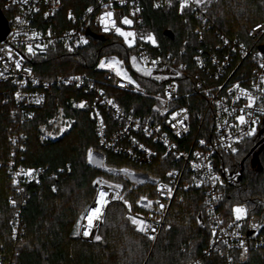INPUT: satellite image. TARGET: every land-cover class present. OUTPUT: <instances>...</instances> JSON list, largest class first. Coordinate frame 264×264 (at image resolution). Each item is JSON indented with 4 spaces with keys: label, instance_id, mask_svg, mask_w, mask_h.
<instances>
[{
    "label": "built area",
    "instance_id": "1",
    "mask_svg": "<svg viewBox=\"0 0 264 264\" xmlns=\"http://www.w3.org/2000/svg\"><path fill=\"white\" fill-rule=\"evenodd\" d=\"M63 1L2 0L0 8L8 23V32L4 39H0V83H8L12 89V105L9 109L13 127L9 135L11 155L5 162L12 188L7 200L12 208L11 238L18 240L24 234L22 209L27 196L26 185L39 184L43 176L54 175L46 167L23 164L25 135L20 126L31 121L36 111L44 107L52 88L72 87L82 94L79 97L70 95L62 101L55 97L53 112L35 127L39 142L55 141L67 134L76 122L68 110L81 109L89 97L88 108L99 145V149L90 150L96 151V159L103 165L100 169L117 174L129 183L126 191H121L107 180H100L96 184L94 194L78 221L77 238L93 240L103 223L107 206L118 202L127 217L143 220L155 229L154 232L152 229L139 231L149 241L151 250L165 225L175 192L178 189L195 188L202 191L204 215L210 230L209 242L202 253L209 255L224 250L226 264H244L250 246L264 249V235L261 233L264 228V209L249 215L246 205L241 203L246 209L244 217L240 220L233 216L228 220L224 217L220 211L223 192L219 155L232 153V149H237L243 139L253 135L247 134L250 129L264 120V52L260 50V46H264V21L248 25L245 28V40L222 33H215L209 40L205 31L212 24L205 14L197 10L194 0H184L183 7H191L202 21L194 30L197 41L202 45L193 54L194 70L189 71L187 63L173 54L163 55L155 50L153 38L148 39L151 35L143 31L139 0H95L78 16L68 11L65 20H69L70 24L67 26L58 18ZM173 1L181 7V0H153V5L160 6ZM108 12L112 13L111 17L105 16ZM124 18L131 23L125 24ZM117 28L133 34L129 38L133 40L135 55L151 73L141 74L151 80L163 81L161 87L150 94L154 105L149 114L137 113L133 106H122L85 74L42 78L34 74L27 64L29 54L43 53L57 46L77 49L86 44L91 35H113L117 33ZM29 45L33 49L31 53L28 51ZM18 61L19 68L16 66ZM97 69L102 70L103 80L114 87L135 94H147L146 87L135 79H131L135 82L132 83L112 69L99 65ZM185 74L192 80L193 91L182 93L179 79ZM193 92L204 103L203 108L195 113L193 109L198 99L193 97ZM249 97L252 98L251 104ZM173 113L177 115L173 116ZM240 115L245 117L243 124L237 119ZM258 129L256 127V132ZM105 151L137 164L152 163L160 152L163 158L171 161V166L163 176H154L130 167L107 166ZM144 183L153 185L152 194H141L131 203L126 192ZM49 187L52 190L55 185L51 183ZM101 190L108 193L106 199L109 203L103 206L101 218L94 220L89 227L87 217L96 206ZM125 200L128 204L124 203ZM253 224L257 227L253 228ZM85 230L89 231V236H84ZM150 236L155 238L150 239ZM241 240L244 241L243 247ZM0 264L17 263H5L0 253ZM182 264H200V259L194 258Z\"/></svg>",
    "mask_w": 264,
    "mask_h": 264
},
{
    "label": "trees",
    "instance_id": "2",
    "mask_svg": "<svg viewBox=\"0 0 264 264\" xmlns=\"http://www.w3.org/2000/svg\"><path fill=\"white\" fill-rule=\"evenodd\" d=\"M94 2L64 0L58 18L67 26L70 24L69 20H65L68 11L78 16ZM139 2L143 31L152 36L155 50L163 55L173 54L187 63L189 71L194 70L192 56L202 45L197 41L194 30L202 23L201 19L191 7H180L176 1L160 6H154L153 0ZM194 3L212 24L205 31L209 40L215 33L245 40V28L253 22L264 21V0H194ZM98 35H91L88 42L77 49L57 46L43 53L29 54L27 64L34 74L42 78L85 74L122 106H133L137 113L149 114L154 105L150 94L159 89L163 81L148 79L131 67L130 57L135 55V50L126 44L122 35L116 33L103 38H98ZM110 56L121 60L130 76L146 87L147 94L121 90L103 80L102 70L97 67L102 58ZM179 89L182 93L193 91L192 80L186 74L179 79ZM11 93L8 83H0V253L5 263L182 264L199 258L200 264H226L224 250L209 255L202 253L209 242L210 230L204 215L202 191L195 188L175 192L165 225L151 250L149 241L131 223L118 202L107 206L103 223L96 232L101 237L99 241L77 238L78 221L94 194L96 184L107 180L119 185L121 191H126L129 183L121 176L109 174L87 161V149H99L88 108L89 97L81 109L68 110L76 122L67 134L55 141L39 142L35 127L51 115L55 97L62 101L70 95L79 97L82 94L72 87L52 88L44 107L36 111L31 121L20 126L25 135L23 164L46 167L54 175L43 176L39 184L26 185L27 196L22 209L24 234L21 239L13 240L10 236L12 208L7 203L12 188L5 168V162L11 155ZM192 94L198 99L193 109L195 113L203 108L204 103L196 92ZM263 121L260 129L264 127ZM255 134L243 139L237 151L219 155L223 192L220 211L227 220L232 217V206L236 203H244L249 215L264 209V141H261L263 135L253 137ZM251 140L252 143H248ZM257 142L258 145L250 151ZM254 152L258 156V168L255 170L246 165V160ZM104 155L107 166L130 167L154 176H163L171 166V161L163 158L160 152L149 164H137L109 151H105ZM240 155L244 159L241 173ZM51 183L57 189L55 192L49 187ZM152 192L153 185L144 183L127 191L126 197L133 203L139 195H151ZM261 233L264 235V228ZM244 264H264V249L250 246Z\"/></svg>",
    "mask_w": 264,
    "mask_h": 264
},
{
    "label": "snow or ice",
    "instance_id": "3",
    "mask_svg": "<svg viewBox=\"0 0 264 264\" xmlns=\"http://www.w3.org/2000/svg\"><path fill=\"white\" fill-rule=\"evenodd\" d=\"M197 2H199V0H197ZM184 6V0H181V7ZM89 11H91V9H89ZM106 17H111L112 16V13L111 12H108L105 14ZM103 19V18H102ZM125 24H129L131 23V21H129L127 18H124V21H123ZM115 22H113L114 24ZM107 30V29H105ZM117 32H119L122 36L125 37V40L126 42L131 45L132 41L128 39V37L132 36L133 34L132 33H128V32H122L121 29L117 28L116 29ZM35 35V34H34ZM83 39V38H81ZM148 39H152L151 36L148 37ZM85 43L87 41H84ZM155 42V41H153ZM28 51L31 53L33 52V49L31 47V45L28 46ZM133 59V63H135V57L132 58ZM119 63V62H117ZM18 68L20 67V62L18 61L17 62V65H16ZM100 67H114L113 64H106L104 61L101 62V64L99 65ZM145 74L147 75H151V73L149 71H146ZM117 75H121V72L119 69H117ZM177 75H179V73H177ZM126 76V74H125ZM127 79L130 80V82L132 83H135L134 81H131V78L130 77H126ZM162 77H156V79H161ZM39 102V101H37ZM109 103H112V101H109ZM252 103V98L249 97V104ZM81 107L83 106V103H81L80 105ZM181 111H184V110H181ZM177 113H173V116H176ZM237 119L240 121L241 124L245 123V117L244 115H240L237 117ZM253 123H255V121H253ZM63 130V129H62ZM253 132H255V128H252L250 129V131L247 133L248 135H251ZM201 143H204V141H201ZM143 147V146H141ZM233 152L237 151V149L233 148L232 149ZM91 156H92V153H91V150H89V158L91 159ZM171 175V173L169 174ZM216 179H219V177H216ZM116 187H120L119 185H116ZM54 192L57 190L55 187H53L52 189ZM169 194H171V190L169 189ZM108 196V193L106 191H103L101 190L99 193H98V199L96 201V206L93 207L90 211V213L88 214V226L91 227L92 224H93V221L94 220H99L101 218V212H102V208L103 206L107 205L109 203V200L106 199V197ZM112 199H122V197H112ZM125 204H128V201H124ZM149 204H151V201H149ZM161 208L164 207L163 204L160 205ZM235 215H236V219L237 220H240L242 217H244L246 215V209L243 207V206H236L234 209H233ZM128 219L131 221V223L133 225H135L139 231L141 232H147L148 229H152V225L150 224H147L145 223L143 220H138L136 219L135 217H128ZM237 227H239V225H237ZM253 228L257 227L256 224H253L252 225ZM152 231L154 232L155 229H152ZM84 236H89V231L85 230L84 231ZM150 239H154L155 237H152L150 236L149 237ZM95 239L97 241H99L101 239V237L99 235H96L95 236ZM241 246L243 247L244 246V241L241 240ZM247 249H245L246 251ZM243 255V253H242Z\"/></svg>",
    "mask_w": 264,
    "mask_h": 264
},
{
    "label": "rangeland",
    "instance_id": "4",
    "mask_svg": "<svg viewBox=\"0 0 264 264\" xmlns=\"http://www.w3.org/2000/svg\"><path fill=\"white\" fill-rule=\"evenodd\" d=\"M128 20H129V19H128ZM121 31H122V32H128V33H130V32L127 31V30H121ZM117 33H119V32H117ZM119 34H120V33H119ZM120 35H121V34H120ZM122 37H123L124 40H125V37H124V36H122ZM128 39L131 40L132 43H131V45H129V44L126 42V40H125L126 44L129 45V46H133V45H134L133 40L130 39L129 37H128ZM133 57H135V63H133V59H132ZM102 61H104L106 64H113V65H114V67H102V68H109V69H112L115 73H117V69H119L120 72H121V75H122V76H125V74H126L125 77H130V78L132 79V76H130L128 70L124 67V65L122 64L121 60H120L118 57H116V56H110V57H107V58H102V59L100 60V62H99V65L101 64ZM117 62H119V63H117ZM130 64H131V67H132L134 70H136L137 72H139V73H144V72L148 71L147 68L141 63V61H140L139 59H137V57H136L135 55H132V56L130 57ZM256 127H259V129H258L257 132H256ZM255 133H256V134H255ZM253 134H255V136H253V137L260 136V135H263V136H264V127H262V128L260 129V125L255 126V132H253ZM248 143H252V140L249 141ZM90 148H91V147H90ZM90 148L87 149V154H86V158H87L88 163H90V164L93 165V166H96V167L99 168V169H100L101 167L103 168V165H102V164H101V163L95 158V157H96V151H95V152L92 151V152H91V153H92L91 159L89 158V150H90ZM92 149H93V148H92ZM94 150H96V149H94ZM94 156H95V157H94ZM238 159H240V162H241V160L243 159V156L240 155V156L238 157ZM246 165H247L250 169H253V170H255V169L258 168V156H257V153L254 152L253 154L250 155V157H248V159L246 160ZM101 170H102V169H101ZM103 171H105V170H103ZM107 173H109V172H107ZM109 174H112V173H109ZM112 175H117V174H112ZM236 206H242V205H241V203L233 204V206H232V210H231V215H232L234 218H236V215H235L233 209H234Z\"/></svg>",
    "mask_w": 264,
    "mask_h": 264
},
{
    "label": "water",
    "instance_id": "5",
    "mask_svg": "<svg viewBox=\"0 0 264 264\" xmlns=\"http://www.w3.org/2000/svg\"><path fill=\"white\" fill-rule=\"evenodd\" d=\"M8 32V23H7V19L5 18L3 12L1 11L0 9V39H4L5 35L7 34ZM96 36V35H94ZM98 38H103L102 35H98L97 36ZM260 50L262 52H264V46H260ZM264 122V121H263ZM261 141H264V136L261 138ZM260 141V142H261ZM258 145V142L251 148L250 151H252L256 146ZM263 145H264V142H263ZM243 162H244V159L241 160V169H240V173L243 169Z\"/></svg>",
    "mask_w": 264,
    "mask_h": 264
}]
</instances>
